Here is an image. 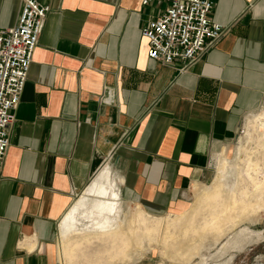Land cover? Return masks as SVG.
<instances>
[{
  "label": "crops",
  "instance_id": "0c3cea01",
  "mask_svg": "<svg viewBox=\"0 0 264 264\" xmlns=\"http://www.w3.org/2000/svg\"><path fill=\"white\" fill-rule=\"evenodd\" d=\"M142 1L51 0L9 131L0 264H60V221L107 167L123 203L171 213L263 105L264 0H213L225 33L185 71L149 58L142 29L166 3ZM20 10L0 0V28Z\"/></svg>",
  "mask_w": 264,
  "mask_h": 264
},
{
  "label": "bare ground",
  "instance_id": "6f19581e",
  "mask_svg": "<svg viewBox=\"0 0 264 264\" xmlns=\"http://www.w3.org/2000/svg\"><path fill=\"white\" fill-rule=\"evenodd\" d=\"M255 124H252L254 129ZM110 163L107 161L104 167ZM220 163H222V168H225L226 157L220 158ZM112 174L110 168L107 167L89 187V196L84 199L86 200L84 203L92 201V205L91 209L88 211L87 208L83 214L90 221V227L86 233L78 232L71 238H66L65 241L68 245L64 250V257L69 261V264L73 262L71 260L75 256L74 252L82 253L84 252L83 248L94 243L101 244L104 249L103 255L107 256L106 261L101 260L97 264H136L139 259L135 257L137 250L143 247L144 252L149 251L150 241L144 240L141 236L150 238L156 231L151 227H146L150 221L139 206L128 216L129 218L127 216L122 218V198L119 189L113 186ZM106 185L112 187L111 194L107 189L105 190ZM195 188L197 191L195 203L181 217L174 219L171 224L176 230L175 235L180 234L181 236L173 238L170 242L172 237L166 235L163 239L166 250L171 248L176 252H182L185 244L191 240V236L195 233L198 234L201 230L207 234L206 236L213 237L215 240L207 246L216 247L217 241L224 237L228 240L225 247L231 246L235 238L233 234L235 229L245 220L257 221L264 212V159L262 163H259L249 156L245 169L238 170L235 186H230V183L227 186L230 189L227 196L223 195L224 190L219 185L214 188L197 185ZM215 209L218 210L215 211ZM208 215L210 218H206ZM199 218L202 220L199 221ZM74 221L75 219L72 217L67 226L68 231L75 228ZM243 234L248 236V243L254 242L257 238L256 235L251 234L250 229H246ZM143 241L144 243H142ZM243 246L238 247V250H242ZM202 248L203 243L201 242L200 245L189 247L188 251L190 253L193 249L200 252ZM219 257H221L219 253L210 258L202 257L200 264H210L211 261H218ZM190 261L191 259L187 260L189 263ZM231 261L226 264H231Z\"/></svg>",
  "mask_w": 264,
  "mask_h": 264
},
{
  "label": "rangeland",
  "instance_id": "374dc122",
  "mask_svg": "<svg viewBox=\"0 0 264 264\" xmlns=\"http://www.w3.org/2000/svg\"><path fill=\"white\" fill-rule=\"evenodd\" d=\"M254 123H258V126L255 124V129L252 126ZM222 152L216 154L213 157V171L211 180L208 183H199V185H206L208 188H214L217 185L222 186L224 190L223 195L227 196V194L230 192V189L227 188V186L229 183L230 186H235L237 182L238 170L245 169V164L249 156H251L255 162H263L264 103L259 109L253 111L245 117L237 138L227 146L225 151V168H222V163H220ZM111 165H114L113 161L111 162ZM101 171L102 169L95 174L91 182L97 178ZM91 184H89L83 191L78 193L72 205L70 206L71 209H68L69 211L66 212L67 214L65 217L63 216V220L61 219L60 221L57 243L60 264H69V261L64 257V250L68 245V243L65 241L66 238H71L72 235H75L78 232L86 233L90 227V221L87 220V217L83 214V211H85L87 208L88 211L91 209L92 201H87L88 206L86 203H84L86 202L84 199H87L89 196L88 191ZM113 184V186L116 187L115 183ZM195 185L189 191L188 199L185 201V203L179 205L178 208L174 209L169 214H149V212H146L142 207H140L146 218L150 221V224L146 225V227L153 228L156 233H154L150 238L148 236H141L144 240L150 241V248L147 252H144L145 250L143 247H140L137 250L135 257H138L139 259L136 264H200L202 257L210 258L215 256L217 253H219L221 257H219L218 261H211L210 264H226L231 261V259V264H264V212L262 215H260V218L257 221L253 219L245 220L240 226H238V228L235 229L233 233L235 238L231 246L225 247L228 240L225 239L226 237H224L217 241L218 243L216 247L211 248L207 245L213 243L215 241L214 238L206 236L207 234L203 233L202 230H198L199 233H195L193 236H191V240L185 244V247L183 248L184 250L182 252H176L173 249L171 250V248L166 250L163 240L166 235L172 237L170 242H172L173 238L181 236L180 234L175 235L176 230L171 224L174 219L181 217L195 203L197 197ZM106 189L110 192V194L113 191L110 185H106L105 190ZM138 206L139 205L134 203L122 202V218L124 216H130L134 212V209H136ZM74 210L75 213L73 214ZM216 210L218 209H215V211ZM72 217L75 219L73 222L75 228L68 231L67 226L70 223ZM206 218H210V216L208 215ZM201 220L202 218H199V221ZM246 229H250L251 234L257 236L254 242L248 243V236L243 234ZM201 242L203 243V248L200 252L194 251L192 249L189 253V247L191 248L200 245ZM142 243H144V241ZM245 244L246 246H243ZM240 246H243L242 250H238V247ZM224 247L225 249L223 250ZM83 251L84 252L82 253L74 252L75 256L72 258L71 261L73 262H71V264H97L101 260H107V256L103 255L104 249L99 243L88 245L86 248H83ZM188 259H191L190 263L187 262Z\"/></svg>",
  "mask_w": 264,
  "mask_h": 264
},
{
  "label": "built area",
  "instance_id": "2783aa9c",
  "mask_svg": "<svg viewBox=\"0 0 264 264\" xmlns=\"http://www.w3.org/2000/svg\"><path fill=\"white\" fill-rule=\"evenodd\" d=\"M18 21L11 28H0V181L5 155L10 146L9 131L15 121L29 69L33 61L51 0H20ZM157 0H143L148 7ZM163 13L148 22L142 37L148 41V56L163 65L177 60L189 65L216 45L225 27L211 20L213 0H161Z\"/></svg>",
  "mask_w": 264,
  "mask_h": 264
}]
</instances>
